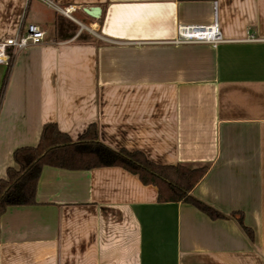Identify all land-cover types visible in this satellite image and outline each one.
I'll return each mask as SVG.
<instances>
[{"label": "crops", "instance_id": "0c3cea01", "mask_svg": "<svg viewBox=\"0 0 264 264\" xmlns=\"http://www.w3.org/2000/svg\"><path fill=\"white\" fill-rule=\"evenodd\" d=\"M215 20L217 46L176 43ZM29 25L43 42L0 64V180L45 125L77 142L96 124L115 150L206 168L191 194L225 217L119 167L44 166L35 204L0 216V264H264V0H0V42Z\"/></svg>", "mask_w": 264, "mask_h": 264}, {"label": "trees", "instance_id": "16d2710c", "mask_svg": "<svg viewBox=\"0 0 264 264\" xmlns=\"http://www.w3.org/2000/svg\"><path fill=\"white\" fill-rule=\"evenodd\" d=\"M14 158L19 169H9L8 180H0V216L9 206L35 204L42 169L51 166L68 170L119 167L138 176L144 185L156 186L160 202H183L195 206L211 218L225 217L191 194L205 175L206 168L158 165L140 151L115 150L99 141L96 124L91 125L77 142L61 133L55 124H47L39 145L17 150ZM237 221L253 240V233L244 225L242 215Z\"/></svg>", "mask_w": 264, "mask_h": 264}, {"label": "built area", "instance_id": "2783aa9c", "mask_svg": "<svg viewBox=\"0 0 264 264\" xmlns=\"http://www.w3.org/2000/svg\"><path fill=\"white\" fill-rule=\"evenodd\" d=\"M74 10L65 7L62 13L68 17ZM45 33L36 25H29L25 34L8 38L0 42V64L9 66L13 57L29 48L32 45H39L43 42ZM223 41V37L217 21L211 25H179L177 30L176 43L204 42L217 46Z\"/></svg>", "mask_w": 264, "mask_h": 264}, {"label": "water", "instance_id": "95a60500", "mask_svg": "<svg viewBox=\"0 0 264 264\" xmlns=\"http://www.w3.org/2000/svg\"><path fill=\"white\" fill-rule=\"evenodd\" d=\"M85 12L91 16V17H94V18H98L101 11L99 8H92V9H86Z\"/></svg>", "mask_w": 264, "mask_h": 264}]
</instances>
